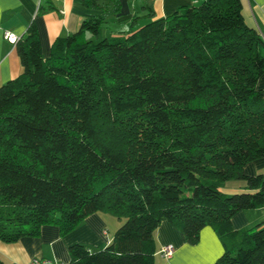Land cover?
I'll use <instances>...</instances> for the list:
<instances>
[{
    "label": "trees",
    "instance_id": "obj_1",
    "mask_svg": "<svg viewBox=\"0 0 264 264\" xmlns=\"http://www.w3.org/2000/svg\"><path fill=\"white\" fill-rule=\"evenodd\" d=\"M100 14L44 57L32 23L16 43L21 74L0 86V242L61 236L89 215L124 219L111 242L69 247V264H156L155 231L171 222L191 244L211 226L213 264H264V38L244 0H198L157 17L152 6L99 39L122 0H82ZM144 21V22H143ZM143 22V23H142ZM243 180V191L224 184ZM0 264H9L0 256Z\"/></svg>",
    "mask_w": 264,
    "mask_h": 264
},
{
    "label": "crops",
    "instance_id": "obj_2",
    "mask_svg": "<svg viewBox=\"0 0 264 264\" xmlns=\"http://www.w3.org/2000/svg\"><path fill=\"white\" fill-rule=\"evenodd\" d=\"M197 2L198 0H149L147 5L154 8L157 17H163L180 6ZM123 9L125 8L122 7V11ZM126 9V12H120L110 19V23L117 22L119 25L115 32L125 31L133 15L140 16L146 12L135 11V8L133 10L129 6ZM100 13L87 8L82 0H0V86L22 72L16 44L5 38L6 31L14 32L21 38L34 23L42 54L49 57L52 44L58 37L78 31L86 18ZM243 15L246 24L256 29L264 38V0H244ZM121 23L127 28H123ZM258 87L264 88V74L258 80ZM244 173L264 174V157L247 163ZM122 221L107 212L93 213L65 236L60 235L57 226L45 225L38 237H23L12 243L0 242V256L9 264H31L34 259L40 260L39 264H69L70 245L82 243L90 249L103 247L111 242ZM261 223H264V207L241 210L232 218L235 229L251 228ZM155 238L156 264H213L224 252L222 241L211 226L204 227L199 241L191 244L183 239L178 228L168 220H163L155 231ZM169 244L173 245L174 252L172 256L164 257L161 249Z\"/></svg>",
    "mask_w": 264,
    "mask_h": 264
},
{
    "label": "rangeland",
    "instance_id": "obj_3",
    "mask_svg": "<svg viewBox=\"0 0 264 264\" xmlns=\"http://www.w3.org/2000/svg\"><path fill=\"white\" fill-rule=\"evenodd\" d=\"M123 2V11L126 12V7L129 6V8L133 9L135 8V11L137 10H141L143 11L144 9L141 8L142 5H147L149 3V0H122ZM139 8V9H138ZM134 10V9H133ZM132 10V11H133ZM121 11V12H123ZM114 18V17H113ZM144 22V21H143ZM142 22V23H143ZM121 25L123 26V28H127L126 25L124 23H121ZM120 25V26H121ZM119 27V25L117 24V22H111L109 24L104 25L101 30H100V35H99V39L104 38V37H111L114 36L116 34H119L118 32H115L114 30H116ZM119 29V28H118ZM245 185V181L243 180H231L228 181L224 184L223 188L224 191L228 194H233L235 192H240L243 191L242 188ZM236 190V191H235ZM115 219H118L117 217H115ZM124 221V219H122ZM122 221V223H123ZM121 223V224H122Z\"/></svg>",
    "mask_w": 264,
    "mask_h": 264
},
{
    "label": "built area",
    "instance_id": "obj_4",
    "mask_svg": "<svg viewBox=\"0 0 264 264\" xmlns=\"http://www.w3.org/2000/svg\"><path fill=\"white\" fill-rule=\"evenodd\" d=\"M4 36L12 44H16L20 40V37L16 33L11 32V31H6ZM173 252H174V247L171 244L166 245V246H164L161 249V254L164 257H170V256H172ZM39 263H40V260L34 259L31 264H39ZM58 264H63V263H58Z\"/></svg>",
    "mask_w": 264,
    "mask_h": 264
}]
</instances>
